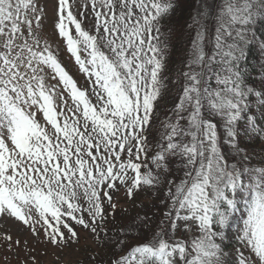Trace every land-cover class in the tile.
<instances>
[{
    "label": "snow or ice",
    "instance_id": "6c2138e0",
    "mask_svg": "<svg viewBox=\"0 0 264 264\" xmlns=\"http://www.w3.org/2000/svg\"><path fill=\"white\" fill-rule=\"evenodd\" d=\"M182 7L0 0V225L86 234L87 264H264V0H198L173 76ZM121 191L151 203L117 224Z\"/></svg>",
    "mask_w": 264,
    "mask_h": 264
},
{
    "label": "rangeland",
    "instance_id": "374dc122",
    "mask_svg": "<svg viewBox=\"0 0 264 264\" xmlns=\"http://www.w3.org/2000/svg\"><path fill=\"white\" fill-rule=\"evenodd\" d=\"M54 3L55 0H50V7L51 4ZM62 58L65 64L71 69L72 74L78 78L81 84H83V76L77 72L73 62L68 59L67 55H64ZM114 200H116L123 209L130 210L134 207V205L127 200L122 191L114 194ZM147 203H151L150 198ZM136 206L138 207L139 204H137ZM122 208H117V224L126 222L128 219L135 216L138 212L142 213V210H139L135 211V213L132 214H125ZM5 231H9L12 234L14 240L21 239L23 241L27 239L29 241V249L34 248L35 251L26 253L23 250L24 245L22 243L20 249L14 248L11 252H8L6 246H3V243L0 242V264H24V261L26 260L28 255H35L39 261V264H80V262H84V264H87L88 257L90 255L88 249L94 247V245H92L91 243L90 237H88L86 234H82L81 243L78 246V250L77 246L74 245L73 247L65 249L63 253H60L55 249H52L50 246L37 244L35 240L31 238L30 234L22 232L20 227L14 223L9 222L7 224L0 225V233H3ZM131 243H136V241H131ZM45 252L47 253L46 255H44ZM56 256H60L61 260L57 261ZM5 257H7V259H5Z\"/></svg>",
    "mask_w": 264,
    "mask_h": 264
},
{
    "label": "trees",
    "instance_id": "16d2710c",
    "mask_svg": "<svg viewBox=\"0 0 264 264\" xmlns=\"http://www.w3.org/2000/svg\"><path fill=\"white\" fill-rule=\"evenodd\" d=\"M198 4V0H183V7L169 22L166 31L171 35L175 32V38L173 41L174 47L172 54L169 57L167 63L169 68V75H175V72L180 67L181 59L187 57L188 52L191 49V38H194L195 31L189 27L192 23L191 16L194 15V11ZM149 200V194L141 193L134 201H129L134 205L133 209H126L125 214H132L135 211L142 210L141 205H147ZM139 204L137 207L136 205Z\"/></svg>",
    "mask_w": 264,
    "mask_h": 264
}]
</instances>
